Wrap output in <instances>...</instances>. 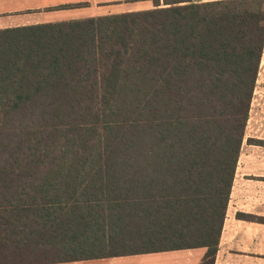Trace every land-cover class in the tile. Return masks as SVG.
I'll list each match as a JSON object with an SVG mask.
<instances>
[{
    "label": "trees",
    "instance_id": "obj_1",
    "mask_svg": "<svg viewBox=\"0 0 264 264\" xmlns=\"http://www.w3.org/2000/svg\"><path fill=\"white\" fill-rule=\"evenodd\" d=\"M151 1L0 28V264L195 247L215 264L264 0Z\"/></svg>",
    "mask_w": 264,
    "mask_h": 264
},
{
    "label": "crops",
    "instance_id": "obj_2",
    "mask_svg": "<svg viewBox=\"0 0 264 264\" xmlns=\"http://www.w3.org/2000/svg\"><path fill=\"white\" fill-rule=\"evenodd\" d=\"M66 5L76 6L62 7ZM152 6L151 0H0V28L128 12ZM91 8L96 9V14L91 15ZM79 12L84 13L67 17L70 13ZM252 120L250 112L215 264H264V144L248 141L249 138L264 141V128L256 129L254 120L252 127L255 134L251 133ZM240 213L254 218L239 217ZM206 251V247H195L36 264H200Z\"/></svg>",
    "mask_w": 264,
    "mask_h": 264
},
{
    "label": "rangeland",
    "instance_id": "obj_3",
    "mask_svg": "<svg viewBox=\"0 0 264 264\" xmlns=\"http://www.w3.org/2000/svg\"><path fill=\"white\" fill-rule=\"evenodd\" d=\"M96 9L95 8H91V15L96 14ZM71 12V11H68ZM84 12H79V13H70L67 15V17L69 15H72L70 17H74V15H82ZM85 15V14H84ZM252 110L250 111L252 113V124H251V128H250V132L254 133L253 130L254 127L253 123L254 120L256 121V125L257 127H255L256 129H260V128H264V52H263V56L261 59V63H260V67H259V74L257 77V85H256V90L254 93V97H253V101H252ZM263 123V125H261ZM255 134V133H254Z\"/></svg>",
    "mask_w": 264,
    "mask_h": 264
}]
</instances>
